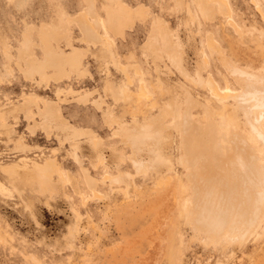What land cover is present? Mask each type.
Returning <instances> with one entry per match:
<instances>
[{
    "label": "rangeland",
    "instance_id": "obj_1",
    "mask_svg": "<svg viewBox=\"0 0 264 264\" xmlns=\"http://www.w3.org/2000/svg\"><path fill=\"white\" fill-rule=\"evenodd\" d=\"M263 16L264 0H0V264H264V207L238 240L200 218L213 173L264 169Z\"/></svg>",
    "mask_w": 264,
    "mask_h": 264
},
{
    "label": "bare ground",
    "instance_id": "obj_2",
    "mask_svg": "<svg viewBox=\"0 0 264 264\" xmlns=\"http://www.w3.org/2000/svg\"><path fill=\"white\" fill-rule=\"evenodd\" d=\"M214 1H218L219 3H221V0H214ZM117 21L120 22L119 19ZM87 24H89V23H87ZM91 25H92V23H91ZM89 26H90V24H89ZM236 32H238V34H239V31H236ZM90 33L92 34L93 32L90 31ZM209 37L211 38V36H209ZM214 44H217V43L214 42ZM211 45H213V44H211ZM76 55L73 54V55H70L66 58V61L69 65H77L78 64V58ZM124 71H126V70L124 69ZM234 73H236V71H234ZM254 79H256V78H254ZM252 81H254V80H252ZM244 82H246V81H244ZM208 83H209V86L211 88L210 91H212V93L218 99V97H220V95L222 93L220 94L218 88H216L215 84H213L214 83L213 81L209 80ZM228 88H229V86H228ZM146 95H147V93H146ZM232 96L234 98L237 97V96L235 97L234 95H232ZM223 97H225V96H223ZM228 98L229 97H227V99ZM257 106L258 107H264V97H262V99L257 104ZM263 118L264 117H262V116L258 117V119H257L258 122H260ZM226 121H229L228 118L226 119ZM142 127L144 128V126H142ZM147 127H149V124L147 125ZM261 131H263V130H261ZM137 132H139V131H137ZM133 139H135V138H133ZM192 139H191V142H192ZM134 142H136V141H133V144H134ZM243 144H244V142H243ZM194 145L196 146L197 144L191 143V145L188 148L189 153L193 156H194V154H196V152H198L197 146L195 148ZM201 150H203V149L201 148ZM234 156L235 155H233V157ZM238 156L239 155H236V158L234 160L235 166L237 164V157ZM39 169H41V168H39ZM232 169L238 171L237 166H236V169H234V168H232ZM245 170H246V172L248 171L249 173H246V172L245 173H237L236 172V176H231L228 171H226V173H222V174L221 173H213V182L214 183L211 187L208 188L209 201H208V203L205 204V209L200 210V218H203L202 216H204L205 218H203V220H209V225H208L209 234L216 236V238H218L219 236H223V237H228V238H231L234 240L243 239L248 234L253 232L252 230L254 229L255 225L261 219V216H263L262 215V208L264 207V169L262 167L257 166L255 163H253V164L248 163L245 165ZM43 176H46V175H43ZM221 176H222V179H221ZM49 178H50V176H49ZM218 178L221 179L219 182L216 181V180H218ZM47 183H48V181H47ZM175 203H177V202L175 201ZM179 205H180V203H179ZM176 206H178V205H176ZM180 206H178V207L180 208ZM183 207H184V205H183ZM206 208H209V210H206ZM181 209H183V208H181ZM178 212L180 213V211H178Z\"/></svg>",
    "mask_w": 264,
    "mask_h": 264
}]
</instances>
